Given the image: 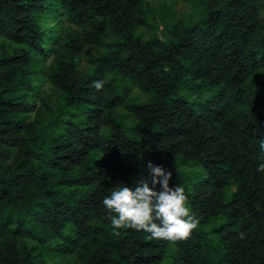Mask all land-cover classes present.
Returning <instances> with one entry per match:
<instances>
[{"label":"trees","instance_id":"1","mask_svg":"<svg viewBox=\"0 0 264 264\" xmlns=\"http://www.w3.org/2000/svg\"><path fill=\"white\" fill-rule=\"evenodd\" d=\"M182 1L0 0V264H264V0ZM148 162L187 240L106 218Z\"/></svg>","mask_w":264,"mask_h":264},{"label":"clouds","instance_id":"2","mask_svg":"<svg viewBox=\"0 0 264 264\" xmlns=\"http://www.w3.org/2000/svg\"><path fill=\"white\" fill-rule=\"evenodd\" d=\"M93 87L100 91L103 81L94 82ZM261 156L264 157V138L259 141ZM150 181L143 177L135 188L118 185L102 203L107 210L106 218L114 229L128 226L150 234V239L160 241L187 240L196 228L195 214H190L185 206L187 199L182 185L169 186L172 174L162 166L147 164ZM258 172L264 173V162ZM151 184V186H150ZM159 185V191H156ZM113 213L116 216H113Z\"/></svg>","mask_w":264,"mask_h":264},{"label":"rangeland","instance_id":"3","mask_svg":"<svg viewBox=\"0 0 264 264\" xmlns=\"http://www.w3.org/2000/svg\"><path fill=\"white\" fill-rule=\"evenodd\" d=\"M152 5L156 8L157 12L165 11L166 9H173V11L176 13V15L179 17L181 15H188L191 12V7L186 6L185 3H183L182 0H149ZM50 21L49 24L53 23ZM84 59L81 61V65H84ZM78 264V263H74Z\"/></svg>","mask_w":264,"mask_h":264}]
</instances>
